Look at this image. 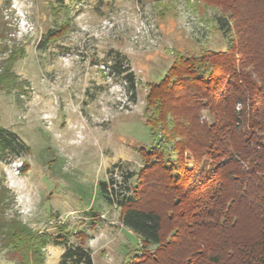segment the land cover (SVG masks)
Instances as JSON below:
<instances>
[{
  "label": "rangeland",
  "instance_id": "obj_1",
  "mask_svg": "<svg viewBox=\"0 0 264 264\" xmlns=\"http://www.w3.org/2000/svg\"><path fill=\"white\" fill-rule=\"evenodd\" d=\"M221 8L202 0H0V73L10 52L14 86L0 85V126L26 147L0 158V211L47 237L46 264L81 243L93 264H124L139 249L99 182L129 194L154 143L145 97L178 54L224 49ZM126 75L133 78L130 86ZM0 228V264L19 255ZM153 248V246H151Z\"/></svg>",
  "mask_w": 264,
  "mask_h": 264
},
{
  "label": "trees",
  "instance_id": "obj_2",
  "mask_svg": "<svg viewBox=\"0 0 264 264\" xmlns=\"http://www.w3.org/2000/svg\"><path fill=\"white\" fill-rule=\"evenodd\" d=\"M199 1V0H198ZM221 8L224 49L178 54L149 85L145 124L154 143L140 147L141 168L129 194L105 180L101 196L119 208L139 249L124 264H264V0H202ZM10 52L0 85L14 86ZM133 87V78L126 75ZM26 151L0 126V158ZM18 264H46L47 237L13 217L4 220ZM64 235L61 264H93ZM153 246V248H151Z\"/></svg>",
  "mask_w": 264,
  "mask_h": 264
}]
</instances>
